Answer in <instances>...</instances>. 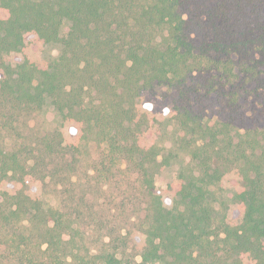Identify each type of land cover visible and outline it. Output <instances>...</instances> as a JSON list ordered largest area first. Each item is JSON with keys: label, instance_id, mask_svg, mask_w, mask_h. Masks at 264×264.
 I'll use <instances>...</instances> for the list:
<instances>
[{"label": "trees", "instance_id": "obj_1", "mask_svg": "<svg viewBox=\"0 0 264 264\" xmlns=\"http://www.w3.org/2000/svg\"><path fill=\"white\" fill-rule=\"evenodd\" d=\"M90 141L138 210L85 246L44 188ZM0 264H264V0H0Z\"/></svg>", "mask_w": 264, "mask_h": 264}, {"label": "rangeland", "instance_id": "obj_2", "mask_svg": "<svg viewBox=\"0 0 264 264\" xmlns=\"http://www.w3.org/2000/svg\"><path fill=\"white\" fill-rule=\"evenodd\" d=\"M68 23H64L61 34L64 35L67 31ZM31 55L37 58H53L59 52L58 45H49L43 52L32 48L29 50ZM32 123V122H31ZM38 130H50L60 126V120L51 106H46L37 116ZM64 129V128H63ZM21 135L18 138L32 147L34 136L32 131L23 127ZM171 134H167L170 136ZM97 146L96 142L90 141L81 148V163L82 167H77L73 176L79 177L80 181L76 184L66 183L64 189L58 192L53 185L44 188V198L50 203H55L56 200L64 202L67 211L77 224L79 230V238L83 239L85 246L99 244V240L103 234L112 232L116 234L121 226L127 224V217L134 212H137L133 203L135 196L133 195L132 179L126 180L120 175V171L111 167L110 173L107 174L109 181L102 186V182L107 178L94 173H87L90 170L92 163V151ZM177 165L172 163L165 169L161 170L155 177L156 185L164 187L168 182L172 181L176 174ZM72 172V166L68 168ZM96 175V176H95ZM106 180V179H105ZM226 203L229 202V193H225Z\"/></svg>", "mask_w": 264, "mask_h": 264}]
</instances>
